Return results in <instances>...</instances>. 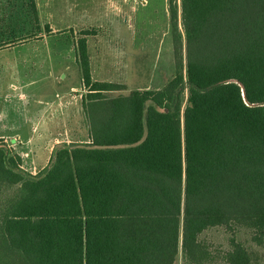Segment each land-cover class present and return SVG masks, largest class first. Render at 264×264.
<instances>
[{"label": "trees", "instance_id": "obj_1", "mask_svg": "<svg viewBox=\"0 0 264 264\" xmlns=\"http://www.w3.org/2000/svg\"><path fill=\"white\" fill-rule=\"evenodd\" d=\"M168 2L167 84L108 96L82 38L88 141L33 174L0 139V264H215V227L219 264H253L235 233L264 245V0Z\"/></svg>", "mask_w": 264, "mask_h": 264}, {"label": "rangeland", "instance_id": "obj_2", "mask_svg": "<svg viewBox=\"0 0 264 264\" xmlns=\"http://www.w3.org/2000/svg\"><path fill=\"white\" fill-rule=\"evenodd\" d=\"M34 1L39 22L35 20L32 0H6L10 34L28 32L31 37L19 44L22 50L10 47L0 55V62H22L15 67L10 64L9 69L0 68V97L26 89L27 100L32 97L33 92H27L30 89L57 103L55 110L48 111L55 116L52 129L56 132L47 134L45 146L28 142L15 150L29 171L34 170L33 161H41L38 169L43 167L53 144H83L89 139L83 99L90 90L79 60L80 39L87 42L93 81L122 87L107 91L110 97L128 95L136 89L161 88L176 72L168 0ZM232 235L225 227L203 233L202 239L217 256L215 264L231 249ZM235 236L251 252L253 264H264V245L253 241L251 230L240 228ZM174 264H183L181 254Z\"/></svg>", "mask_w": 264, "mask_h": 264}, {"label": "crops", "instance_id": "obj_3", "mask_svg": "<svg viewBox=\"0 0 264 264\" xmlns=\"http://www.w3.org/2000/svg\"><path fill=\"white\" fill-rule=\"evenodd\" d=\"M8 21V3L6 0H0L1 56L8 51L10 47L12 50H22V47H20L19 44L31 37L29 35H25V32H23L22 35H19L16 32L10 34L8 30ZM36 49L39 50L38 48ZM10 64L12 67H15L22 64V62H0V68L9 69ZM24 91L26 92V89H17L16 91L13 90L11 94L7 93L4 97H0V139H2L4 143L14 150L19 149L21 143L25 146L28 142H33V144L37 145L39 143L40 146H45L49 139L47 134L56 132L52 129L55 124V116H51L48 111H50V109L55 110L57 103L51 101V98L43 97L40 93L34 91L30 92V89L27 90V92H33L31 94L32 97L26 100ZM31 135L37 136L32 138ZM54 148L55 144L51 147V155ZM51 155L41 169L37 168V165L41 164V161H33L32 164L35 165L34 170H30V172L36 174L44 169L49 164ZM22 163V165H24V161H22Z\"/></svg>", "mask_w": 264, "mask_h": 264}]
</instances>
